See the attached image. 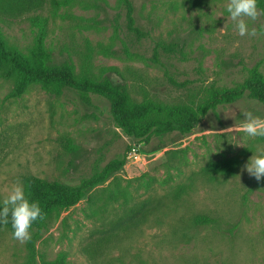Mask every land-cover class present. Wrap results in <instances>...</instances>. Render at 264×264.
<instances>
[{
    "label": "rangeland",
    "instance_id": "rangeland-1",
    "mask_svg": "<svg viewBox=\"0 0 264 264\" xmlns=\"http://www.w3.org/2000/svg\"><path fill=\"white\" fill-rule=\"evenodd\" d=\"M59 1L57 8L46 0L42 9L17 16L0 12L8 43L29 55L40 32L32 17L39 15L47 21H42L44 42L54 61H70L77 72L87 62L96 76L107 68L104 75L123 78L135 96L142 98L145 89L168 102L187 100L191 90L169 83L165 68L146 59L159 40L179 44L162 58L169 73L192 90L210 83L233 87L254 66L264 73V11L259 6L258 19L247 20L257 35L240 36L228 18V0H209L202 7L184 6L182 0H133L138 24L152 36L137 42L118 0ZM125 45L143 57L128 56ZM13 90L14 80L0 75V200L14 184H23V174L77 184L132 148L136 155L92 192L93 202L86 197L63 210L41 232L33 259L28 240L20 242L13 231L0 229V264H41L42 258L62 252L65 264H264V183L244 169L264 138L228 130L243 122L244 111L264 118L263 103L244 97L209 112L190 133L175 131L145 142L117 126L105 98L92 95L86 102L73 90L55 94L39 84H31L21 96ZM69 141L76 151L67 147ZM245 150L235 177L209 181L201 173L207 162ZM116 179L131 183L135 200L150 198L158 209L150 215L151 224L131 226L100 244L106 223L121 213L119 203H104L103 189H114ZM177 193L182 199L176 201ZM198 212L217 221L196 227L193 216ZM227 221L238 223L235 231L225 230Z\"/></svg>",
    "mask_w": 264,
    "mask_h": 264
},
{
    "label": "trees",
    "instance_id": "trees-1",
    "mask_svg": "<svg viewBox=\"0 0 264 264\" xmlns=\"http://www.w3.org/2000/svg\"><path fill=\"white\" fill-rule=\"evenodd\" d=\"M182 1L184 6L189 5V7H202L209 3V0ZM52 2L55 8L62 3L59 0H52ZM45 3L46 0H0V12L17 16L42 9ZM118 4L125 14L126 27L132 39L141 42L152 38L150 31L138 24L134 1L118 0ZM258 6L264 11V0H258ZM32 20L37 26H40V32L29 55H25L11 46L0 29V75L14 80L13 94L16 96H21L31 84H39L43 89L55 94H60L65 89L73 90L86 102H91L92 95L105 98L110 104L113 121L117 126L128 135L145 142L153 136H164L175 131L181 134L190 133L209 112L216 111L221 105L235 103L244 97L264 104V73L258 66L250 68L245 79L233 87H220L215 83H210L192 90L187 86L186 81L178 82L169 73L162 58L163 56L170 57L171 53L176 52L180 47L179 44L161 40L156 42L151 56L146 59L165 68L169 83L179 89H190L191 92L187 94L188 99L185 101L168 102L151 97L144 89L141 92L143 93L141 94L142 98H140L132 93L130 85L123 78L118 79L109 74L104 75L106 71H110L107 68L103 75L96 76L91 72L87 62H84L86 65L80 72H77L70 61H54L51 51L44 42L46 24H43L42 21L47 22L46 18L36 15L32 17ZM115 20L117 21V19ZM115 30V37H117L118 25L115 26ZM125 51L128 56L143 57L131 52L126 45ZM104 52L108 53L110 49L105 48ZM180 53L184 55L183 50H180ZM85 58L88 60L89 56L85 55ZM112 69L120 73L118 69ZM128 71L131 70L128 69ZM132 73H134L135 79H142V76L137 75L136 72L132 71ZM67 147L76 151V147L70 141ZM245 155L246 150L241 151L238 155L227 157V159L209 161L203 166L201 173L209 181L228 180L237 175ZM127 157L128 152L126 151L122 157L108 161L107 164L97 168L92 175L77 184H65L59 180L46 179L31 173L22 175L26 194L30 200L39 202L44 214V218L33 222L30 229L34 231L28 240L29 248L32 251L31 259L35 256V240L40 238L41 232L52 224L63 210L70 209L86 197L91 200L90 202H93L92 192L100 185H105L117 172L123 169L127 163ZM257 183H264V179ZM114 184V189L108 187L103 189L104 203H119L121 213L117 214L115 220L106 223L103 231L105 235L98 240L101 242L100 244L112 240L111 238L131 226L151 224L150 215L157 212L156 209H158L156 205L152 204L150 198L135 200L137 195L130 189V182L123 183L121 179H116ZM134 190H138V187H135ZM248 192L244 193L245 199ZM180 196L182 195L176 194V201L182 199ZM171 211L178 212L179 209L174 208ZM96 212L93 211V215ZM154 221L159 225L162 222L157 218ZM216 221L214 217L202 212L193 216V223L196 227ZM227 224L230 227H226L225 230L229 232L235 231V227L238 225L232 221H227ZM4 228L13 231L10 222L8 225L0 224V229ZM65 262L66 257L63 252L53 259L42 258L41 260V264H65Z\"/></svg>",
    "mask_w": 264,
    "mask_h": 264
},
{
    "label": "clouds",
    "instance_id": "clouds-1",
    "mask_svg": "<svg viewBox=\"0 0 264 264\" xmlns=\"http://www.w3.org/2000/svg\"><path fill=\"white\" fill-rule=\"evenodd\" d=\"M226 10L240 36L257 35V29L252 27L250 30L247 20L256 21L261 15L258 0H228ZM242 115L243 122L238 127L235 125V129L228 130L242 131L252 139L264 138V118L254 115L251 111H244ZM253 152L254 155L249 158L244 169L259 181L264 179V145H257ZM43 218L39 202L29 199L21 183L14 184L0 201V224L8 225L10 222L13 238L20 242L31 238L30 229L33 222Z\"/></svg>",
    "mask_w": 264,
    "mask_h": 264
},
{
    "label": "built area",
    "instance_id": "built-area-1",
    "mask_svg": "<svg viewBox=\"0 0 264 264\" xmlns=\"http://www.w3.org/2000/svg\"><path fill=\"white\" fill-rule=\"evenodd\" d=\"M136 155V148H132L128 154V158L134 157Z\"/></svg>",
    "mask_w": 264,
    "mask_h": 264
}]
</instances>
